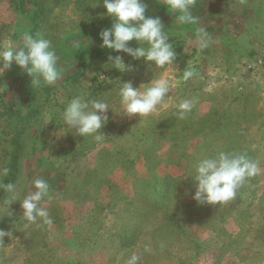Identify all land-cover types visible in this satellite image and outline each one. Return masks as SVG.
<instances>
[{
    "label": "rangeland",
    "instance_id": "374dc122",
    "mask_svg": "<svg viewBox=\"0 0 264 264\" xmlns=\"http://www.w3.org/2000/svg\"><path fill=\"white\" fill-rule=\"evenodd\" d=\"M84 1L88 14L77 9V0H59L50 18L61 24L53 29L54 40L66 41L88 17H105L103 0ZM160 1L144 0L147 16H157ZM262 1L196 0L197 25L165 29L177 53L174 67L156 68L111 50L94 55L83 71L73 61L50 86H32L15 64L0 76V165L9 168V177L16 170L20 199L33 191V179L48 181L51 200L41 206L53 221L28 225L20 202L8 209L2 194L0 230L12 235L0 241V264H127L132 253L140 264H264ZM28 17L14 0H1L0 45L19 46L33 26ZM160 19L166 23L167 17ZM198 28L210 36L203 49L196 42ZM129 46L138 47L135 41ZM117 55L130 70H113L116 81L139 87L152 77L170 80L167 108L144 118L119 114L120 85L99 88L112 81L109 57ZM189 65L198 75L185 82L180 76ZM80 93L109 103L103 142L63 124L65 104ZM191 98L197 100L193 111L179 119L176 105ZM18 130L21 154L13 170ZM220 151L247 152L259 161L260 172L228 203L196 202L195 164Z\"/></svg>",
    "mask_w": 264,
    "mask_h": 264
},
{
    "label": "clouds",
    "instance_id": "9594fccd",
    "mask_svg": "<svg viewBox=\"0 0 264 264\" xmlns=\"http://www.w3.org/2000/svg\"><path fill=\"white\" fill-rule=\"evenodd\" d=\"M196 0H163V7L176 16L181 25L195 26L199 18L193 14ZM106 15L113 20L112 26L100 33L101 47L114 52H123L134 60H141L160 69L176 65L177 53L170 43L161 19L158 16H147V4L144 0H103ZM199 48L208 47L210 36L203 28L195 32ZM135 41L138 47H130ZM60 57L52 46L50 39L37 32L22 33V43L17 46L13 42L0 45V76L9 70L13 64L25 72L32 86L56 84L62 77L63 70L59 67ZM109 63L121 73L130 70L123 57H109ZM179 71V70H177ZM198 75L193 66H186L180 79L189 81ZM118 98L119 114L129 117L139 115L141 118L158 113L167 108L171 100L172 84L169 79L153 78L147 84L134 87L131 81L121 83L119 79ZM90 84V83H89ZM197 103L195 98L182 99L176 105L179 119L191 113ZM110 106L106 100L88 99L86 93L73 96L64 106L63 124L75 129V135L82 138L90 137L95 142H103L106 137L102 129L108 123ZM112 111V110H111ZM113 112V111H112ZM51 122V118H49ZM58 135V133H57ZM9 168L0 165V192L4 193V202L10 205L19 201L22 208V218L28 224L42 222L52 225L53 221L48 210L42 207V201L51 200V189L43 177L31 181L33 191L19 198V192L14 183H4L3 178L9 174ZM260 172L259 161L251 158L243 151H220L215 155H206L195 164V192L192 199L199 203L221 205L236 198L239 190L251 178ZM12 212L9 210V216ZM12 235L11 232L0 230V241ZM145 252H151L150 246H145ZM141 257L132 253L127 264H140Z\"/></svg>",
    "mask_w": 264,
    "mask_h": 264
},
{
    "label": "trees",
    "instance_id": "16d2710c",
    "mask_svg": "<svg viewBox=\"0 0 264 264\" xmlns=\"http://www.w3.org/2000/svg\"><path fill=\"white\" fill-rule=\"evenodd\" d=\"M83 1L84 0H77V9L82 14H88L90 7H85ZM14 2L16 3V7L20 13L28 14V18H30L33 24L32 28L30 27L31 30L29 32L33 35H35L37 32L42 33L46 38L51 40L53 48L60 57L59 61L63 62L62 65L59 66L61 69L72 64L73 61H76L79 62L78 64L83 71V69L87 66L88 60L93 58L94 55L100 53L105 54L104 56L109 55L111 50L101 47L102 41L100 39V33L103 30L110 28L113 23L112 18L106 15V10H104L103 13L105 16L104 18L95 17L91 19V17H88L86 21L82 20L77 25V28L79 29L77 30L76 28L73 30L71 37L69 38V35L71 34L69 33L68 39L66 41H62L61 39H53V34H55L53 29H57L60 23L57 24L58 21H55L56 18H53V22L50 20L56 6L59 4V0H14ZM157 5H159L157 16L160 18L161 16L166 15L167 17V20L165 19L166 23L162 22L166 30H176L180 32L192 28V25H181L176 19V16L163 7V2L160 1ZM113 70L116 69H112L109 72L110 77L112 78L114 72ZM113 80L114 78L111 82H108L107 80L103 81L104 84L99 87L100 90H107L112 88L114 85L119 84V81ZM96 91L97 90L95 89L92 92V97L96 95ZM20 132L21 131L18 130L14 138V144L16 145V148L12 153V158L14 157V159L11 161V163L14 162V164L12 163L13 170L16 169V162L14 160H19L21 154V142L19 139ZM14 180H16V170L14 173H12L11 177L8 176L3 178L4 183H13ZM2 194L4 193L0 192V197H2ZM240 195L243 194L241 193Z\"/></svg>",
    "mask_w": 264,
    "mask_h": 264
},
{
    "label": "crops",
    "instance_id": "0c3cea01",
    "mask_svg": "<svg viewBox=\"0 0 264 264\" xmlns=\"http://www.w3.org/2000/svg\"><path fill=\"white\" fill-rule=\"evenodd\" d=\"M262 2H263L262 5L259 6V7H261V8L264 7V0H263Z\"/></svg>",
    "mask_w": 264,
    "mask_h": 264
}]
</instances>
